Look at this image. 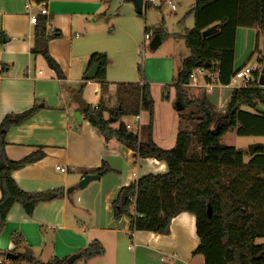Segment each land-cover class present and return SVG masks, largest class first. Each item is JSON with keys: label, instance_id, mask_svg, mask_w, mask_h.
I'll return each instance as SVG.
<instances>
[{"label": "crops", "instance_id": "obj_1", "mask_svg": "<svg viewBox=\"0 0 264 264\" xmlns=\"http://www.w3.org/2000/svg\"><path fill=\"white\" fill-rule=\"evenodd\" d=\"M173 2L177 4V10L173 11L162 3L158 8L163 11L162 15L169 12L172 18L182 15L194 18L192 8L196 0ZM30 3L45 5L49 14L40 17L46 18V31L52 27L61 33L50 40L49 52L62 69L63 79L48 66L44 57L32 52L36 25L30 23L27 8ZM146 10L138 13L131 2L124 0H0V31L10 39L0 45V123L8 115L22 113L34 106L39 108L32 118L7 132L6 156L11 161H20L42 150L44 158L15 170L12 176L24 191L52 195L49 200L43 199L32 215H28L21 204L12 206L6 226L0 233V252L5 254L0 257V264H33L6 259L8 252L21 256L28 250L40 262H49L54 257L69 258L82 254L95 241L102 246L103 253L90 260L81 255L75 264H205L202 255L194 254L199 244L194 215L182 212L174 217L167 235L150 231L132 232L129 217H114L113 202L121 189L148 173L166 172V163L154 158H138L114 139L105 143L90 122L84 119V111L81 122L75 117L79 106L74 95L78 91L89 106L96 107L104 100L108 107L114 108L113 96L120 85L143 83L142 80L119 81L125 80L123 72L137 56L143 40L142 30H145L144 34L155 35L156 28H165L154 21L152 31L148 18L143 19ZM244 11L249 12V7ZM134 32L138 33L136 37ZM46 34L49 36L50 33ZM263 46L264 35L259 24L253 18L246 21L242 17L235 32L233 69L236 71L250 61L264 65ZM161 50L162 57L171 67L172 51ZM98 53L107 58L104 68L106 80L96 78L87 81L84 77L92 67L90 57ZM153 53L145 61L147 77L144 78L150 85L151 94L153 84L163 87L172 84V81L167 82L154 75L152 64L162 58H156V52ZM3 65L6 66L4 69ZM115 73H120V76L113 77ZM209 82L203 79L196 88L202 90L213 105L226 108L236 88L234 83L222 85L212 81V89L209 90L206 87ZM169 91L171 100L174 87L171 86ZM153 99V139L162 148H172L183 118L177 129L176 126L171 129L172 125H169L166 127L169 135H162L164 130L161 128L159 133L155 121L157 102ZM170 100L166 101L168 105ZM133 104L129 103V111ZM241 109L254 112L247 106ZM145 114L148 115L147 112L140 113V123L144 128L140 137L145 136L148 124ZM125 116L132 115L129 112ZM174 117L172 115V121ZM118 125L119 122L112 123L114 128ZM158 134L168 146L157 140ZM103 163L113 171L101 174L100 179L92 181L84 189L78 188L81 179L87 174H97L93 171ZM70 187L74 190L68 197ZM59 189L64 190V198L53 199V191ZM1 196L0 189V199ZM14 233L23 236L18 245L12 240Z\"/></svg>", "mask_w": 264, "mask_h": 264}, {"label": "trees", "instance_id": "obj_2", "mask_svg": "<svg viewBox=\"0 0 264 264\" xmlns=\"http://www.w3.org/2000/svg\"><path fill=\"white\" fill-rule=\"evenodd\" d=\"M247 7L249 12L244 11ZM192 13L195 25L182 35L190 55L182 59L172 84L163 87V99H169V88L173 86L177 101L182 103L184 110L196 107L199 117L194 131L180 126L174 147L157 145L153 139L154 99L145 77L139 85H120L122 89L128 88L132 96L134 104L130 111L122 101L120 107L118 104L110 108L101 100L98 106L90 105L84 111V119L90 122L105 143L114 139L138 158H154L167 165L166 172L148 173L121 189L113 202L115 219L129 217L132 232L150 231L167 235L172 219L188 212L195 216L199 238L194 254L202 255L205 264H264V243H257L258 239L264 238V178H261L264 175V147L250 156L249 162H245L243 149L218 142L232 127H238L240 135L264 136V110H256L257 106L264 107V89L257 84L258 72L253 74L250 86L234 89L228 106L223 109L213 105L205 94L188 97L184 89L198 62L211 64L210 69L218 74L220 84L231 83L235 73L236 27L242 17L246 21L253 18L264 35V0H196ZM212 25H217L218 32L203 37L202 31ZM46 32V18L39 16L32 52L44 57L48 66L63 79L62 69L49 52L50 40L61 33L55 31L48 36ZM154 32L162 39L167 36L162 27ZM4 35L0 31V45ZM97 62L101 66L97 79L105 81L106 56L93 54L90 65ZM5 67L3 65L2 69ZM139 71L143 73L140 66ZM243 106L254 112L242 110ZM38 111L39 108L34 106L22 113L8 115L0 123V164H5L0 169V233L6 226L13 205L21 204L25 212L32 215L43 201V193L22 190L12 174L41 160L45 153L38 150L20 161H11L5 152L6 134L10 128L25 123ZM129 112L132 116L148 113L144 137L128 129L127 124L121 121ZM117 122L118 127H112V123ZM218 124L222 125L221 131L214 135L213 130ZM112 171L103 163L93 172L105 175ZM123 192L127 195L124 204L121 202ZM64 196L63 189L53 191V199ZM208 205H211V216L208 215ZM12 240L18 245L23 236L14 233ZM102 253V246L95 241L81 255L90 260ZM4 256L0 252V257ZM19 260L33 264H69L68 258L59 257L49 262L37 261L31 250L22 254Z\"/></svg>", "mask_w": 264, "mask_h": 264}, {"label": "rangeland", "instance_id": "obj_3", "mask_svg": "<svg viewBox=\"0 0 264 264\" xmlns=\"http://www.w3.org/2000/svg\"><path fill=\"white\" fill-rule=\"evenodd\" d=\"M124 3V2H122ZM147 13L144 17H147V22L149 27L154 30V27L152 24L154 21L160 22L161 24L164 25V29L166 31L167 36L163 39L162 44L160 45L159 49H156L154 52H156V58H162L156 60L152 64V71L154 75L158 76L156 78H163L162 80H168L167 82L173 81L174 76L176 75V70L177 68L181 65V61L183 58L188 57L190 55V50L185 44L184 39L180 34H184L187 29H191L194 27V18L193 17H183L182 16H177L172 18L169 12H166L165 15H162L163 11L159 10L158 8H149L146 10ZM144 12V11H143ZM155 17V18H154ZM183 17V18H182ZM180 20V21H179ZM182 23V24H180ZM163 28V27H162ZM144 29L142 30V43H140L138 50H137V56L135 59L131 61V65H129L125 71L123 72V78L125 79L124 81H119V82H137L143 79V77H147L146 73V64L145 61L147 60V57L150 56L151 54H154L153 51L150 49V42H146L145 44V50L142 52V48L144 45ZM152 34V33H151ZM134 37L138 35V33L134 32ZM132 35V36H133ZM167 49L171 50L173 53V58H172V65L171 67L168 66L166 58H163L164 56L162 54L161 49ZM132 51V50H131ZM131 51H130V56H131ZM164 53V52H163ZM175 62V63H174ZM251 62V63H250ZM249 64L255 67L256 65H259L258 62L250 61ZM175 64V65H174ZM139 66L142 68L143 73L139 71ZM144 74V75H143ZM161 74V75H160ZM114 76H120L116 75V73L113 75ZM116 80V79H115ZM200 81H203V78H200ZM240 82L234 83L233 86L237 87L239 86ZM187 96L188 97H201L203 95V91L196 88V87H185L184 88ZM152 95L156 99V110H157V115L155 117V121L157 122V127L159 130V133H161V128L164 130L161 133L162 135H169L166 132V127L169 125L171 126V129L173 126H176V129L179 125V121L181 120V125L182 128L189 130V131H194L197 124H198V113L196 107H192L186 110H182L181 112L176 108V102H177V95H176V90L174 88V91H171V100L170 97L168 100H170V105L167 104L166 101L167 99H163V86H160L158 84H153V89H152ZM170 96V91L168 92ZM113 107H117V105L121 101L124 102L125 107L129 106V103H132V96L129 92L128 88H117L116 90V95L113 96ZM162 99V100H161ZM112 103V100L109 101ZM119 104V107H120ZM145 114V118H146ZM172 115H174V119L172 121ZM148 116V115H147ZM147 117V123L149 121ZM122 122L124 123H129L131 125L130 130L138 134V119L135 116L131 117H123ZM142 122V121H141ZM137 123V124H136ZM144 130L143 126L141 129V132ZM238 127H232L230 128L224 135H222L219 139L218 142L222 145H227V146H234L239 149H243L245 151L244 153V158L245 162H249L250 155H249V147L250 145L254 143H263L264 144V136H257V135H240L238 132ZM143 133V132H142ZM142 136V135H140ZM157 140L162 143L163 145H169L166 144V142H162L163 139H161L160 134L157 135ZM162 140V141H161ZM195 142V141H194ZM261 178H264V175L261 176ZM257 243H264V238H260L257 240Z\"/></svg>", "mask_w": 264, "mask_h": 264}, {"label": "water", "instance_id": "obj_4", "mask_svg": "<svg viewBox=\"0 0 264 264\" xmlns=\"http://www.w3.org/2000/svg\"><path fill=\"white\" fill-rule=\"evenodd\" d=\"M124 1L125 2H131L134 5V8H135V10L138 13H142L143 12V0H124ZM217 32H218L217 25H212L209 28L203 30L202 31V35H203V37L206 38V37L212 36L213 34H215ZM9 40L10 39L7 37V35H4L3 42L7 43V42H9ZM161 44H162L161 36L159 34H155V35H153V37L150 40V49L155 51ZM263 61H264V46H263ZM196 67L210 68L211 64H209V63L203 64L202 62H198L196 64ZM99 68H100V63L99 62L93 64L92 67L89 69V71L86 73V75L84 77L85 80H87V81L95 80L97 78V76H98ZM259 84L261 86H264V65H263L262 72H261L260 77H259ZM74 100L76 101V103L79 106V110L75 113V117H76V119L79 122H81V113L83 111H86L89 108V103L83 98V96L80 93H77V94L74 95ZM176 108L179 111L184 110V106L182 105V103L180 101L176 102ZM256 110L263 111L264 107L263 106H257ZM229 124H230V122H229ZM221 128H222V125L218 124L216 129L213 130V134L217 135L218 133H220ZM262 147H264L263 143H254V144L250 145V147H249V155L253 156L254 153L258 149H260ZM4 166H5V164L1 163L0 164V169L3 168ZM100 178H101V173L87 174L81 179V181L78 183L77 186L80 189H84V188H86L89 185V183H91L92 181H96V180H98ZM73 190H74V187H70L67 190V196L68 197L73 192ZM51 197H52V195L49 194V193H44V195H43V199L44 200H49ZM126 198H127V195H126L125 192H123L122 196H121V202L123 204L126 203ZM211 214H212L211 205H208V215L211 216ZM80 257H81V254L71 255L68 258V263L69 264H73ZM6 259L11 260V261H16V260L20 259V255L17 254V253H14V252H8L6 254Z\"/></svg>", "mask_w": 264, "mask_h": 264}, {"label": "built area", "instance_id": "obj_5", "mask_svg": "<svg viewBox=\"0 0 264 264\" xmlns=\"http://www.w3.org/2000/svg\"><path fill=\"white\" fill-rule=\"evenodd\" d=\"M165 3L167 4L173 11L177 10V4L173 2V0H143V10L145 11L147 8H160L161 4ZM29 11V18L30 23L33 25H36L38 23V18L40 15H48L49 11L48 8L45 5H36L33 3L28 4L27 6ZM50 33L49 35H53L55 30L51 27L49 28V31L47 33ZM153 37V34L146 32L144 35V45L142 48V52L145 50V44L146 42L150 41ZM263 65L259 63V65H256L253 67L250 64H247L238 70L235 71L231 82L237 83L240 82L239 86L237 87H248L253 82V74L255 72H258V78H257V84L259 87L264 89V86H261L259 84V77L262 72ZM218 74L213 71L210 68L206 67H196V69L190 74L189 83L186 85L188 87H197L200 84V78L208 79L210 82L206 85L207 89H212V81H218ZM136 118L138 119V134L141 133L142 125L140 123V115H137ZM131 125L127 124V128L130 129ZM61 167H57V169H60Z\"/></svg>", "mask_w": 264, "mask_h": 264}]
</instances>
